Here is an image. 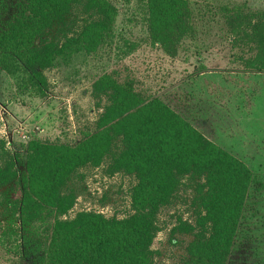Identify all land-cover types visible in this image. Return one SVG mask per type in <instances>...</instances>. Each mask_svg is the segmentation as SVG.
Returning a JSON list of instances; mask_svg holds the SVG:
<instances>
[{"label": "trees", "instance_id": "obj_1", "mask_svg": "<svg viewBox=\"0 0 264 264\" xmlns=\"http://www.w3.org/2000/svg\"><path fill=\"white\" fill-rule=\"evenodd\" d=\"M143 1L150 43L175 56L180 42L194 34L191 0ZM207 2L223 18L238 71L264 74V7L238 0ZM74 5L95 18L61 41L44 39ZM116 16L108 0H0V71L17 75L19 89L43 95L42 71L112 42ZM137 82L116 70L99 75L92 93L107 96L108 103L95 128L72 144L32 138L22 158L6 153L0 141V212L5 220L0 238L12 239L13 262L152 264L157 211L169 202L180 178L192 175L202 177L196 183L202 212L195 226L175 228L195 230L182 264H229L250 190L263 188V181L243 159L194 126L185 101L189 93L176 88L157 95L138 88ZM117 138L120 149L112 153ZM107 155L108 174L124 171L136 179L131 213L117 218L81 210L62 218L75 203L74 191L66 187L71 175L86 164L99 165Z\"/></svg>", "mask_w": 264, "mask_h": 264}, {"label": "rangeland", "instance_id": "obj_2", "mask_svg": "<svg viewBox=\"0 0 264 264\" xmlns=\"http://www.w3.org/2000/svg\"><path fill=\"white\" fill-rule=\"evenodd\" d=\"M108 1L117 11L113 41L94 53L78 52L68 62L57 61L45 68L43 95L19 89L17 75L0 71V141L6 153L16 152L23 158L32 138L72 144L93 130L108 103L105 95L94 97L93 82L103 72L116 70L135 77L138 88L157 95L176 88L189 93L185 101L194 126L243 159L264 183V74L238 71L231 62L227 28L214 3L190 1L194 34L185 37L171 57L149 41L143 0ZM238 1L264 7V0ZM92 18L95 15L74 5L43 38L61 41ZM119 149L117 138L112 153ZM110 161L107 155L99 165L86 164L71 175L66 187L74 191L75 203L62 218L81 210L117 218L131 213L130 191L136 179L124 171L108 174ZM18 167L22 168L21 163ZM199 180L202 177L182 176L169 202L158 209L150 247L152 264H182L187 257L195 230L175 228L182 223L195 226L202 212L196 198ZM4 225L0 212V233ZM11 245L12 239L0 238V264H24L13 262ZM228 263L264 264V186L250 190Z\"/></svg>", "mask_w": 264, "mask_h": 264}]
</instances>
